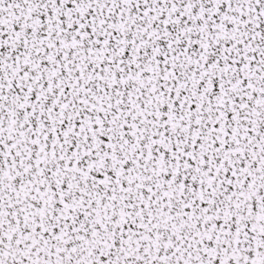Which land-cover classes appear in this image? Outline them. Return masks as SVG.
I'll return each instance as SVG.
<instances>
[{
  "label": "snow or ice",
  "instance_id": "snow-or-ice-1",
  "mask_svg": "<svg viewBox=\"0 0 264 264\" xmlns=\"http://www.w3.org/2000/svg\"><path fill=\"white\" fill-rule=\"evenodd\" d=\"M0 264H264V0H0Z\"/></svg>",
  "mask_w": 264,
  "mask_h": 264
}]
</instances>
